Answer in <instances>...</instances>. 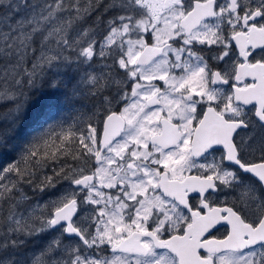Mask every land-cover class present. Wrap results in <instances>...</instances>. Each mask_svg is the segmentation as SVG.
Segmentation results:
<instances>
[{
  "label": "snow or ice",
  "instance_id": "snow-or-ice-1",
  "mask_svg": "<svg viewBox=\"0 0 264 264\" xmlns=\"http://www.w3.org/2000/svg\"><path fill=\"white\" fill-rule=\"evenodd\" d=\"M0 264H264V0H0Z\"/></svg>",
  "mask_w": 264,
  "mask_h": 264
},
{
  "label": "trees",
  "instance_id": "trees-1",
  "mask_svg": "<svg viewBox=\"0 0 264 264\" xmlns=\"http://www.w3.org/2000/svg\"><path fill=\"white\" fill-rule=\"evenodd\" d=\"M75 112L71 106H67L63 108V110L59 113V117H62L63 119L67 120L68 122H71L72 119L75 116ZM29 193L31 194V190H29Z\"/></svg>",
  "mask_w": 264,
  "mask_h": 264
}]
</instances>
